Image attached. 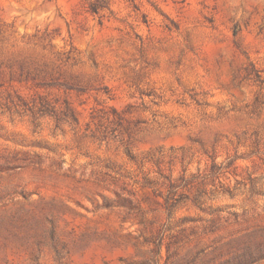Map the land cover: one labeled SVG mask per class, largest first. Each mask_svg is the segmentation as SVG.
<instances>
[{"label":"rangeland","instance_id":"1","mask_svg":"<svg viewBox=\"0 0 264 264\" xmlns=\"http://www.w3.org/2000/svg\"><path fill=\"white\" fill-rule=\"evenodd\" d=\"M0 264H264V0H0Z\"/></svg>","mask_w":264,"mask_h":264}]
</instances>
